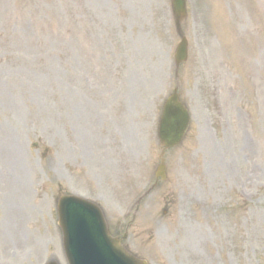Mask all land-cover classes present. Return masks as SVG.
Instances as JSON below:
<instances>
[{"label":"rangeland","instance_id":"1","mask_svg":"<svg viewBox=\"0 0 264 264\" xmlns=\"http://www.w3.org/2000/svg\"><path fill=\"white\" fill-rule=\"evenodd\" d=\"M187 8L176 72L171 0H0V264H67L65 194L150 264H264V0ZM175 89L191 127L154 186Z\"/></svg>","mask_w":264,"mask_h":264},{"label":"water","instance_id":"2","mask_svg":"<svg viewBox=\"0 0 264 264\" xmlns=\"http://www.w3.org/2000/svg\"><path fill=\"white\" fill-rule=\"evenodd\" d=\"M186 0H173L177 26L186 17ZM187 41L183 38L176 52V63L187 60ZM190 115L175 92L165 102L159 123V140L163 153L158 175L164 179L165 151L177 147L184 139ZM60 225L64 233V248L70 264H146L126 253L110 238L103 214L98 207L75 197H64L59 205ZM91 243L92 248L88 244ZM50 264H56L51 262Z\"/></svg>","mask_w":264,"mask_h":264}]
</instances>
